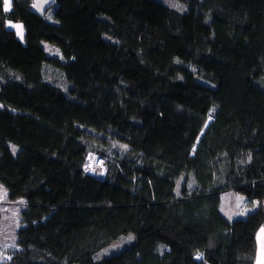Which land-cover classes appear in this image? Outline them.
Listing matches in <instances>:
<instances>
[{
    "label": "trees",
    "instance_id": "1",
    "mask_svg": "<svg viewBox=\"0 0 264 264\" xmlns=\"http://www.w3.org/2000/svg\"><path fill=\"white\" fill-rule=\"evenodd\" d=\"M50 7L51 16L12 0L5 11L0 0V181L26 202L0 264H255L264 0ZM151 8L157 20L145 18ZM10 20L24 23L25 41ZM90 151L118 165L108 181L85 171ZM38 157L80 179L61 192ZM228 190L256 208L225 214Z\"/></svg>",
    "mask_w": 264,
    "mask_h": 264
},
{
    "label": "rangeland",
    "instance_id": "2",
    "mask_svg": "<svg viewBox=\"0 0 264 264\" xmlns=\"http://www.w3.org/2000/svg\"><path fill=\"white\" fill-rule=\"evenodd\" d=\"M12 0H10V8L12 7ZM162 10L151 8L144 12L145 18L149 20H157L159 14ZM8 27L14 29L17 32L18 37L25 41V25L22 21H8ZM18 26V27H14ZM47 50L52 55H60V48L58 46L52 45L49 42H44ZM61 73V71H60ZM62 74V73H61ZM63 76V75H62ZM63 80L59 81L64 83ZM14 148L17 147L12 145ZM37 164L44 171L56 175L58 181L60 182L62 191L65 192L66 188L70 186L75 179H80V174L71 170H64L59 172L60 165L51 161L46 160L41 157L37 158ZM118 165L114 168L112 175L115 173ZM59 172V173H58ZM111 178V177H110ZM26 205L24 200H13L9 198V192L7 187L3 182L0 181V210L2 218L0 219V259L2 258V245H12L16 241V228L20 225L21 219V208ZM222 208L225 214L234 215L242 212V216L246 217L249 212L256 208L255 204L249 203L247 197L236 190H228L223 193ZM264 226L260 228L258 232V250L255 264H264ZM133 233L123 236L118 242L110 245L108 248L102 251L103 254L117 252L119 249L123 248L130 236ZM78 264V263H76Z\"/></svg>",
    "mask_w": 264,
    "mask_h": 264
},
{
    "label": "built area",
    "instance_id": "3",
    "mask_svg": "<svg viewBox=\"0 0 264 264\" xmlns=\"http://www.w3.org/2000/svg\"><path fill=\"white\" fill-rule=\"evenodd\" d=\"M90 161H93V167H90L87 165ZM100 163L105 164V166H101L103 175L106 176L105 179H108V178L110 179L114 171V168L116 167V164L113 162V160L105 158L101 156L99 153L94 152V151L88 152L86 164L84 167L85 171L88 174L94 176L93 172L95 173L97 172V168Z\"/></svg>",
    "mask_w": 264,
    "mask_h": 264
},
{
    "label": "crops",
    "instance_id": "4",
    "mask_svg": "<svg viewBox=\"0 0 264 264\" xmlns=\"http://www.w3.org/2000/svg\"><path fill=\"white\" fill-rule=\"evenodd\" d=\"M55 1L56 0H34V9L41 14L47 13L49 16H51L53 14V8L50 6L54 4ZM2 209L3 208H0V210ZM1 250H3V245Z\"/></svg>",
    "mask_w": 264,
    "mask_h": 264
},
{
    "label": "bare ground",
    "instance_id": "5",
    "mask_svg": "<svg viewBox=\"0 0 264 264\" xmlns=\"http://www.w3.org/2000/svg\"><path fill=\"white\" fill-rule=\"evenodd\" d=\"M87 165L90 166V167H93V161H90ZM101 166H105V164H102V163L99 164V166L97 168V172L96 173L93 172V174L95 176H102L103 175Z\"/></svg>",
    "mask_w": 264,
    "mask_h": 264
},
{
    "label": "snow or ice",
    "instance_id": "6",
    "mask_svg": "<svg viewBox=\"0 0 264 264\" xmlns=\"http://www.w3.org/2000/svg\"><path fill=\"white\" fill-rule=\"evenodd\" d=\"M3 3H4V10L8 11L10 8V0H3ZM14 27H18V26H14ZM262 231H264V230H262Z\"/></svg>",
    "mask_w": 264,
    "mask_h": 264
},
{
    "label": "water",
    "instance_id": "7",
    "mask_svg": "<svg viewBox=\"0 0 264 264\" xmlns=\"http://www.w3.org/2000/svg\"><path fill=\"white\" fill-rule=\"evenodd\" d=\"M94 177L99 178V179L104 180V181H108L109 180V178L108 179H105L106 176H104V175H102V176H95L94 175Z\"/></svg>",
    "mask_w": 264,
    "mask_h": 264
}]
</instances>
